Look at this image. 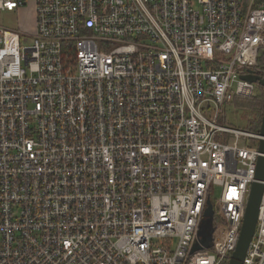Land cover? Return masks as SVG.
Wrapping results in <instances>:
<instances>
[{
	"label": "built area",
	"instance_id": "1",
	"mask_svg": "<svg viewBox=\"0 0 264 264\" xmlns=\"http://www.w3.org/2000/svg\"><path fill=\"white\" fill-rule=\"evenodd\" d=\"M26 5L0 26V264H227L262 136L218 120L264 75V0H0ZM253 231L242 264L264 181Z\"/></svg>",
	"mask_w": 264,
	"mask_h": 264
},
{
	"label": "water",
	"instance_id": "2",
	"mask_svg": "<svg viewBox=\"0 0 264 264\" xmlns=\"http://www.w3.org/2000/svg\"><path fill=\"white\" fill-rule=\"evenodd\" d=\"M242 78L250 82L256 83L264 88V75L247 74L243 75ZM264 106V105H263ZM258 134L262 136L258 140V151L261 153L256 162V170L254 174V180L250 185L248 193L247 203L245 206L244 215L240 227L237 246L231 252L227 264H242L245 252L252 239L253 233L256 227L258 207L260 203L261 194L263 191L264 181V109L261 117V123L258 130ZM211 201L207 202V208L204 212V219L199 229L200 242L203 247H210L211 235L213 231V216L214 210L211 205ZM199 245H195L193 250H197Z\"/></svg>",
	"mask_w": 264,
	"mask_h": 264
},
{
	"label": "rangeland",
	"instance_id": "3",
	"mask_svg": "<svg viewBox=\"0 0 264 264\" xmlns=\"http://www.w3.org/2000/svg\"><path fill=\"white\" fill-rule=\"evenodd\" d=\"M32 20L33 12L31 5H26L22 8L17 9L14 12L0 10V26L8 29L15 30L20 27L21 29L28 30L32 25ZM221 107L222 115H220L219 117V123L222 121V124L227 125L231 128L246 131V121L250 116H252V112L249 109L244 108L240 104H235L233 103V101L226 103ZM234 139L235 137L231 136L228 138L227 142L232 143ZM238 144L241 146L246 145L255 147L257 146L258 141L252 138H247L245 136H240L238 138ZM220 191L221 190L219 186H213L210 190V201L213 207L216 206L215 204Z\"/></svg>",
	"mask_w": 264,
	"mask_h": 264
},
{
	"label": "trees",
	"instance_id": "4",
	"mask_svg": "<svg viewBox=\"0 0 264 264\" xmlns=\"http://www.w3.org/2000/svg\"><path fill=\"white\" fill-rule=\"evenodd\" d=\"M257 61L259 64L264 63V49L259 50ZM254 93L249 97H240L236 96L233 98V103L240 104L244 108L249 109L252 112V116H250L246 121V131L256 133L259 130L261 117L264 109V88L258 84L255 86ZM221 121V120H220ZM222 122V121H221ZM214 222L216 220V216ZM226 264V263H225Z\"/></svg>",
	"mask_w": 264,
	"mask_h": 264
}]
</instances>
